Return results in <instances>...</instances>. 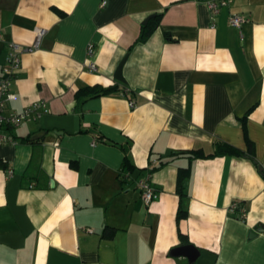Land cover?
<instances>
[{"label":"crops","instance_id":"obj_1","mask_svg":"<svg viewBox=\"0 0 264 264\" xmlns=\"http://www.w3.org/2000/svg\"><path fill=\"white\" fill-rule=\"evenodd\" d=\"M208 1L0 0V73L8 42L29 45L46 30L21 55L5 113L35 100L49 109L5 127L16 142L0 144V264H187L170 250L183 245L176 180L188 166L179 229L199 250L194 264H264V0L215 14ZM124 56L123 83L114 74ZM246 137L254 160L181 153L209 154L218 142L246 150ZM125 155L135 170L122 179ZM147 174L159 193L148 205L135 183Z\"/></svg>","mask_w":264,"mask_h":264},{"label":"built area","instance_id":"obj_2","mask_svg":"<svg viewBox=\"0 0 264 264\" xmlns=\"http://www.w3.org/2000/svg\"><path fill=\"white\" fill-rule=\"evenodd\" d=\"M231 1L232 0H210L207 2V6L210 11L215 14L219 11L220 7L230 4ZM242 21L243 18L238 14H231L229 17L230 25L237 28L241 26ZM45 32V28H38L35 31L33 42L29 45H20L15 42H8L6 44L4 64L0 73V144H14L16 142L15 136L11 132L5 130L6 126L9 128L17 127L22 121L27 119L35 120L49 111L45 100H35L19 112L5 113L6 100L15 98V95L10 91V88L14 76L20 68L21 55L25 52L37 50L41 45V41ZM86 50L88 56H92L93 44L89 43ZM86 66L89 71L97 70L96 64L93 61H89ZM129 105L132 107L134 103L130 101ZM8 174H11V170H8ZM125 176L128 177L129 174L126 173ZM135 183L137 188L140 190L141 199L146 205L152 203L158 198L159 193L151 185L149 174L136 179ZM30 186H33V184ZM230 210L237 211L240 217L244 215L245 211L244 207L240 205L239 201H233L230 205ZM88 231L91 230L88 229Z\"/></svg>","mask_w":264,"mask_h":264},{"label":"trees","instance_id":"obj_3","mask_svg":"<svg viewBox=\"0 0 264 264\" xmlns=\"http://www.w3.org/2000/svg\"><path fill=\"white\" fill-rule=\"evenodd\" d=\"M159 15H157L152 22L144 25L141 27L140 34L137 38V42H144L148 39V37L151 35L153 30L156 27V23L158 20ZM118 89V83L115 84H110L107 86H102L100 84H95V85H88L84 86L82 88H79L75 92V97L77 99L83 98H92V97H98L102 95H106L108 93H111L115 90ZM247 115V114H246ZM244 116V118L246 117ZM245 132V131H244ZM246 136V132H245ZM247 141V149L242 150L234 145H231L226 142H218L216 144V150L212 153L205 154L201 150H185L182 151L181 153H187L189 154L190 159H197V158H207V157H215V156H224V155H232V156H243V157H248L252 160H254V146L253 143L249 140V138L246 137ZM167 161H161L159 162L156 166L151 168V171L157 169L158 167L166 164ZM258 165L259 172L264 178V166ZM135 170L134 165L130 162L129 158L127 155L124 156L123 159V166H122V179H127L128 177L125 176L126 173L129 175L132 174ZM190 175V167H185V168H179L177 172V180H176V193L179 197V202H178V208L176 212V224H177V229H178V236L180 237V242L182 244H190L189 240L187 237L181 232L179 229V222L186 218L188 215V209L186 205V193L184 190V182L185 180L189 177ZM187 264H194V263H187Z\"/></svg>","mask_w":264,"mask_h":264},{"label":"water","instance_id":"obj_4","mask_svg":"<svg viewBox=\"0 0 264 264\" xmlns=\"http://www.w3.org/2000/svg\"><path fill=\"white\" fill-rule=\"evenodd\" d=\"M153 16L154 14L150 15L148 18H146V20L142 24H145L146 21ZM125 60H126V56H124L123 59L120 61L114 74V78L123 83L125 82V80L122 76V67L124 65ZM38 136L39 135H37L36 137ZM170 254L172 256H184L188 259V263H194L197 257L199 256V250L196 246L192 244H183L172 248L170 250Z\"/></svg>","mask_w":264,"mask_h":264}]
</instances>
